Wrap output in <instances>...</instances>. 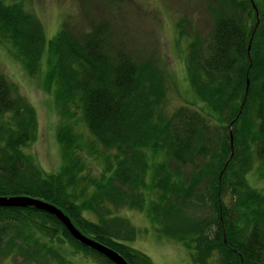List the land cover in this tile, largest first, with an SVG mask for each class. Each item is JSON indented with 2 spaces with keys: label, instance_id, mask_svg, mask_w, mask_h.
<instances>
[{
  "label": "trees",
  "instance_id": "1",
  "mask_svg": "<svg viewBox=\"0 0 264 264\" xmlns=\"http://www.w3.org/2000/svg\"><path fill=\"white\" fill-rule=\"evenodd\" d=\"M215 1L212 40L198 34L187 56L189 80L206 103L193 110L165 107V68L123 40L111 11L87 15L83 26L64 19L47 40L38 12L22 0H0V40L30 74L48 49L47 88L57 98L67 157L61 171L47 172L27 153L38 135L37 110L0 73V195L54 203L130 264L155 263L130 246L145 231L119 215L123 209L140 210L156 235L182 242L194 264H264V191L250 182L256 162V175H264V0L254 4L258 15L251 0ZM79 112L86 135L68 122ZM95 143L103 150L83 147ZM204 204L211 214L193 215ZM66 242L98 264H115L55 215L0 205V260L17 252L38 264H69L57 248Z\"/></svg>",
  "mask_w": 264,
  "mask_h": 264
},
{
  "label": "rangeland",
  "instance_id": "2",
  "mask_svg": "<svg viewBox=\"0 0 264 264\" xmlns=\"http://www.w3.org/2000/svg\"><path fill=\"white\" fill-rule=\"evenodd\" d=\"M29 10L39 13L40 20L45 26L47 40L54 37L61 29L62 23L69 20L71 25H85L90 18L105 16L108 11L116 21L123 40L127 43L135 42L147 50L144 57L152 56L169 71L167 108L185 103V99L192 104H202L198 94L192 87L187 76V54L189 43L193 39L191 33L180 34L177 23L183 18H191L199 33L212 40L211 24L213 11L211 6L215 0H22ZM257 0H251V6ZM261 1V0H260ZM179 20V21H178ZM257 22H260L258 19ZM191 28V25H188ZM181 29V28H180ZM251 44L249 45L250 48ZM15 53V55H14ZM41 71L32 75L27 72L22 61L16 55V50L0 40V72L14 81L23 94L29 98L38 113L39 131L37 138L32 141L26 151L33 154L37 163L46 171L59 172L67 164L66 153H62V145L57 139L59 124L58 106L54 93L49 94L45 89L48 65V49H45ZM181 91V93H180ZM76 130L86 131V125L77 116ZM86 128V129H85ZM76 146V144H74ZM27 152V153H28ZM256 162L250 172L252 185L264 191V175L259 177L255 170ZM96 174L100 169V161L92 164ZM91 171V170H90ZM187 210H193L189 208ZM212 209L205 204L201 209L194 210L193 215L211 214ZM138 209H123L119 215L131 218L134 225L144 230L130 246L148 254L155 264H194L190 250L182 242L174 238H161L156 235L150 220L142 215ZM155 231V232H154ZM168 237V236H163ZM69 264H98L96 258L84 252H77L75 246L66 242L61 247ZM48 264H60L58 261H47ZM0 264H38L37 259L27 261L15 252L0 260Z\"/></svg>",
  "mask_w": 264,
  "mask_h": 264
},
{
  "label": "water",
  "instance_id": "3",
  "mask_svg": "<svg viewBox=\"0 0 264 264\" xmlns=\"http://www.w3.org/2000/svg\"><path fill=\"white\" fill-rule=\"evenodd\" d=\"M0 205H35L39 208L52 212L61 220H63L69 230L72 232V234L85 245L90 246L95 250L99 251L100 253L104 254L105 256L110 258L115 264H129L126 257H124L117 250L111 248L110 246L102 243L97 239L84 235L79 229L74 226V224L71 222V219L60 208L45 200L37 199L30 196H0Z\"/></svg>",
  "mask_w": 264,
  "mask_h": 264
}]
</instances>
